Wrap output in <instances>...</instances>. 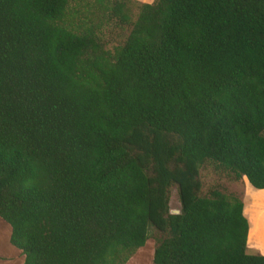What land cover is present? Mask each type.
Here are the masks:
<instances>
[{"label": "trees", "instance_id": "1", "mask_svg": "<svg viewBox=\"0 0 264 264\" xmlns=\"http://www.w3.org/2000/svg\"><path fill=\"white\" fill-rule=\"evenodd\" d=\"M0 0V218L22 264H264L243 201L264 189V0ZM92 8L130 25L108 49ZM177 188L180 209L170 208Z\"/></svg>", "mask_w": 264, "mask_h": 264}, {"label": "rangeland", "instance_id": "2", "mask_svg": "<svg viewBox=\"0 0 264 264\" xmlns=\"http://www.w3.org/2000/svg\"><path fill=\"white\" fill-rule=\"evenodd\" d=\"M138 0H133L129 5L130 20L133 22L138 13ZM91 15H89L95 23L99 25L101 37L108 49L121 43L128 35L130 25H119L115 20L109 18V12L103 9L92 8ZM199 179L202 187L200 190L201 196H206L212 189H218L225 194L235 195L244 199L249 196V193L264 194L254 188L244 179L234 180L232 176L219 167L216 163L206 162L200 166ZM170 208L172 211L180 209L177 188L173 186L170 193ZM10 226L0 218V264H22L24 256L21 251L13 246L10 242ZM159 232L153 227L149 229V238L145 245L137 249L130 257L126 264H152L153 251Z\"/></svg>", "mask_w": 264, "mask_h": 264}, {"label": "crops", "instance_id": "3", "mask_svg": "<svg viewBox=\"0 0 264 264\" xmlns=\"http://www.w3.org/2000/svg\"><path fill=\"white\" fill-rule=\"evenodd\" d=\"M150 3L153 0H138ZM245 186L247 179L244 177ZM251 185V184H250ZM264 191V189H258ZM243 214L248 220L247 247L249 250L264 255V194L249 193V196L242 199Z\"/></svg>", "mask_w": 264, "mask_h": 264}, {"label": "water", "instance_id": "4", "mask_svg": "<svg viewBox=\"0 0 264 264\" xmlns=\"http://www.w3.org/2000/svg\"><path fill=\"white\" fill-rule=\"evenodd\" d=\"M176 213H178V211H175Z\"/></svg>", "mask_w": 264, "mask_h": 264}]
</instances>
